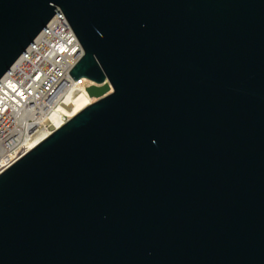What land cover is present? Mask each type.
I'll use <instances>...</instances> for the list:
<instances>
[{"label": "water", "instance_id": "obj_1", "mask_svg": "<svg viewBox=\"0 0 264 264\" xmlns=\"http://www.w3.org/2000/svg\"><path fill=\"white\" fill-rule=\"evenodd\" d=\"M58 11L107 93L0 173V264H264V0H0V78Z\"/></svg>", "mask_w": 264, "mask_h": 264}, {"label": "built area", "instance_id": "obj_2", "mask_svg": "<svg viewBox=\"0 0 264 264\" xmlns=\"http://www.w3.org/2000/svg\"><path fill=\"white\" fill-rule=\"evenodd\" d=\"M55 18L64 19L68 27L64 23H56L54 31L46 30ZM53 19L29 46L35 44L34 48L30 51L28 47L23 52L24 56L22 53L19 57L23 64L19 74L3 80L5 73L0 78V85L5 86L0 88V173L37 145L34 141L41 135L43 127L34 123V116H41L47 122L44 129L53 132L71 117V114L59 111L64 106V96L74 87L82 86L85 82L92 83L85 79L75 81L71 78L69 71L79 58L77 52L80 46L59 11ZM65 54V65H59L60 56ZM28 110L31 112L30 117L18 118V114ZM53 114L57 116L56 122L49 121ZM15 122L17 124L12 125Z\"/></svg>", "mask_w": 264, "mask_h": 264}, {"label": "bare ground", "instance_id": "obj_3", "mask_svg": "<svg viewBox=\"0 0 264 264\" xmlns=\"http://www.w3.org/2000/svg\"><path fill=\"white\" fill-rule=\"evenodd\" d=\"M58 20H60V22H57ZM56 23H58L59 25L64 23V26L66 28L68 27L65 24L64 19L55 18V19H53V21L51 22V24L48 26V28L46 30H53L54 31L57 27V25H54ZM42 39H43V37L41 38V40ZM34 46H35V44H34ZM34 46L29 47V48H31L30 51L34 48ZM29 48H27V49H29ZM27 49L25 50V52L27 51ZM24 53H23V56H24ZM60 58H61V60H60L61 62L59 63V65H62V63H63V65H65V61H66L65 59L67 58V55L66 54L64 56L61 55ZM20 61H22V58L18 57V59H16L14 61V63L12 64L11 68L5 72L6 74L3 77V80H9L13 76L19 74L20 67L23 65ZM79 85H81V84H79ZM1 87L5 88V86L2 84L0 85V88ZM106 93H107V91L105 89L101 90L100 85L85 82L82 86L74 87L69 93L66 94V96H64L65 97L64 98L65 100L63 101L64 106L59 111L60 112L65 111L67 114H71V117H72L74 114H76L82 108L81 106L83 105V103L96 101L97 99L103 97ZM18 101H19V99H18ZM21 103H24V102L21 101ZM30 115H31V112L29 110L26 113H24V111H22L20 114H18V118L24 117V119H25L26 117H30ZM56 117L57 116L55 114H53V116H51L49 121L50 122L51 121L56 122ZM24 119H22L20 121V123L23 122ZM33 119H34V123L36 122L37 125H39L40 127L41 126L43 127V130L40 133L41 135L39 134L40 136L38 138H36V140L34 141V143L36 144V143L40 142L42 139H44L50 132L44 129L45 126H47V122L44 121L41 116H39V117H38V115L34 116ZM16 124L17 123L15 122L12 125H16Z\"/></svg>", "mask_w": 264, "mask_h": 264}]
</instances>
